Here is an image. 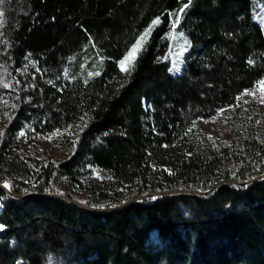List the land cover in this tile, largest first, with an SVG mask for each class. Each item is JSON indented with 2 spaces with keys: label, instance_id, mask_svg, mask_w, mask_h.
Here are the masks:
<instances>
[{
  "label": "trees",
  "instance_id": "obj_1",
  "mask_svg": "<svg viewBox=\"0 0 264 264\" xmlns=\"http://www.w3.org/2000/svg\"><path fill=\"white\" fill-rule=\"evenodd\" d=\"M253 4L0 0V264H264V137L194 138L225 105L222 22ZM173 29L191 40L177 74ZM55 133L61 159L35 141Z\"/></svg>",
  "mask_w": 264,
  "mask_h": 264
},
{
  "label": "rangeland",
  "instance_id": "obj_2",
  "mask_svg": "<svg viewBox=\"0 0 264 264\" xmlns=\"http://www.w3.org/2000/svg\"><path fill=\"white\" fill-rule=\"evenodd\" d=\"M262 6L263 0H254L253 10ZM257 15L248 13L240 17H226L222 22L224 31L222 42L225 50L223 56L217 61L216 75L220 85L219 96L222 97L225 105L215 118L199 120V128L194 132L196 141H202L205 146L212 149L215 148L216 142L233 140L242 142V138L249 134L264 137V83H262L264 82V57L262 55L264 49V7L261 14ZM146 31L148 32V29ZM169 35L172 38L170 71L172 74H177L185 66V55L191 47V40L180 30L173 29ZM146 39L141 41V47L136 52L135 58L143 48ZM136 44L137 42L119 61L123 70L133 64L135 58L125 61L123 66L121 62L125 60ZM236 105L241 108L238 115L234 110ZM35 141L42 149L41 154L58 159L65 155L66 149L59 142V133L48 138L37 137ZM242 146L244 148V145ZM24 149L27 150V147L24 146ZM180 149L177 145L164 146L159 149L165 167H169L166 154L176 153ZM106 176V173L100 168H93L92 174L88 176V181L90 184L97 183L102 186ZM0 180L6 186L0 185L8 189L10 182L4 180L2 176ZM62 186L65 188L64 185ZM112 195L115 197L114 201L118 199L130 201L134 198L130 192L119 196L116 193H112ZM84 197V194L78 196L80 200ZM108 201L111 202L113 199L110 198Z\"/></svg>",
  "mask_w": 264,
  "mask_h": 264
},
{
  "label": "snow or ice",
  "instance_id": "obj_3",
  "mask_svg": "<svg viewBox=\"0 0 264 264\" xmlns=\"http://www.w3.org/2000/svg\"><path fill=\"white\" fill-rule=\"evenodd\" d=\"M190 2V0H189ZM184 7H187V5H185ZM183 9H181L182 11ZM178 15V14H177ZM158 21H154V23H157ZM150 31V29H149ZM148 35V32L146 31L144 35H142L140 37V39L137 41V44L131 49V51L129 52V54L125 57V60L121 62V65L123 66V64L125 63V61H129L131 59L135 58V54L136 52L139 50V48L141 47V41H144L146 39ZM264 83V82H262ZM7 86V85H6Z\"/></svg>",
  "mask_w": 264,
  "mask_h": 264
},
{
  "label": "bare ground",
  "instance_id": "obj_4",
  "mask_svg": "<svg viewBox=\"0 0 264 264\" xmlns=\"http://www.w3.org/2000/svg\"><path fill=\"white\" fill-rule=\"evenodd\" d=\"M0 184L3 185V186H6L2 180H0Z\"/></svg>",
  "mask_w": 264,
  "mask_h": 264
},
{
  "label": "built area",
  "instance_id": "obj_5",
  "mask_svg": "<svg viewBox=\"0 0 264 264\" xmlns=\"http://www.w3.org/2000/svg\"><path fill=\"white\" fill-rule=\"evenodd\" d=\"M64 148H65V149H67V146H66V145H64Z\"/></svg>",
  "mask_w": 264,
  "mask_h": 264
},
{
  "label": "water",
  "instance_id": "obj_6",
  "mask_svg": "<svg viewBox=\"0 0 264 264\" xmlns=\"http://www.w3.org/2000/svg\"><path fill=\"white\" fill-rule=\"evenodd\" d=\"M1 186V185H0ZM3 187V186H2Z\"/></svg>",
  "mask_w": 264,
  "mask_h": 264
}]
</instances>
